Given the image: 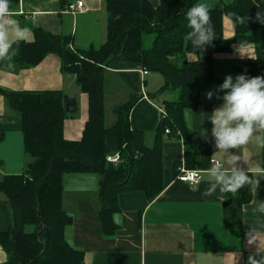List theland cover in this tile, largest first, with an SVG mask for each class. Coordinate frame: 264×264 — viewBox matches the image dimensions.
<instances>
[{
    "label": "trees",
    "instance_id": "trees-1",
    "mask_svg": "<svg viewBox=\"0 0 264 264\" xmlns=\"http://www.w3.org/2000/svg\"><path fill=\"white\" fill-rule=\"evenodd\" d=\"M17 1L11 0V10ZM196 1L160 0L153 5L149 0H105L106 38L96 48L75 49L68 36L41 28H34L32 41L12 42L8 58L0 60V66L16 71L39 63L48 53L58 54L61 70L73 74L79 89L88 95V118L82 136L67 139L63 122L77 109L76 104L67 106L72 97L62 89L14 91L0 87L9 106L19 114L24 152L32 157L23 171L0 178V191L12 212L10 227L0 231V245L7 255L3 264H85V252L65 237V229L73 221L72 213L63 207L65 176L94 172L101 177L98 221L103 234L113 235L119 228L116 215L121 192L142 191L152 200L163 190L165 135L176 136L185 144L183 158L174 162L175 178L182 159L193 169L196 156L187 112L197 110L202 94L223 82L216 73L214 57L230 53L233 44L252 45L254 56L234 69L264 76V23L257 17L264 11V0H230L212 7L216 38L206 50L197 51L189 40L191 29L185 15ZM233 14L248 20L238 23ZM224 15L233 24L229 38L223 34ZM117 55L160 73L163 83L159 92L175 94L162 102L167 113L164 117L159 114L152 145L129 123L136 94L113 108L114 120L107 124L104 71ZM115 152L120 154L117 164L107 160ZM251 195V184H246L234 194L223 193L222 203L248 202Z\"/></svg>",
    "mask_w": 264,
    "mask_h": 264
},
{
    "label": "crops",
    "instance_id": "crops-1",
    "mask_svg": "<svg viewBox=\"0 0 264 264\" xmlns=\"http://www.w3.org/2000/svg\"><path fill=\"white\" fill-rule=\"evenodd\" d=\"M76 0H18L14 19L24 28L20 40L32 41L34 28L70 38L75 49L99 47L106 38L107 8L105 0H82L84 12H66L67 5ZM158 5L160 0H149ZM230 0H211L213 7ZM200 0L196 1L199 3ZM225 38L233 35V24L223 16ZM11 41L16 40L10 36ZM254 56L252 45L233 44L230 53L214 57L217 75L240 74L235 67ZM139 63L117 55L104 71L105 117L112 123L115 106L124 103L131 94L138 96L129 112V123L143 132L144 141L153 144L159 123L157 105L175 97L167 91L165 98L157 97L151 82L155 75H146ZM0 87L6 90L39 91L62 89L68 97H75L76 113L63 122V133L70 140L82 136L88 118V95L79 89L73 74L61 70V59L48 53L37 64L12 71L0 66ZM203 93L197 110L187 112L192 133V146L196 163L193 169L201 170V182L191 185L178 181L173 175L174 162L183 158L185 144L176 136L162 138L165 186L154 199H146L142 191L127 190L119 195L120 212L116 215L119 228L113 235H105L98 221L97 191L101 177L96 173H72L64 178L63 207L72 213L73 221L65 229L71 245L85 252V264H245L255 245L248 242V234L255 230L264 242V213L256 205L264 202V179L259 185L251 184V199L244 203H222V194L208 196L211 158L223 161L211 134L212 123L204 120L214 108L223 103L214 94ZM222 92L220 95L222 96ZM108 113L112 119L108 122ZM204 120V121H203ZM203 121V122H202ZM202 122V124H201ZM207 130L206 135L201 132ZM259 137V139H257ZM264 132L240 149H231L254 165L264 162ZM32 157L24 152L22 124L19 114L9 106L0 92V178L4 174L24 170ZM242 167L249 165L243 160ZM250 175H252L250 173ZM12 212L0 191V231L10 227ZM6 252L0 245V264L6 261Z\"/></svg>",
    "mask_w": 264,
    "mask_h": 264
},
{
    "label": "clouds",
    "instance_id": "clouds-1",
    "mask_svg": "<svg viewBox=\"0 0 264 264\" xmlns=\"http://www.w3.org/2000/svg\"><path fill=\"white\" fill-rule=\"evenodd\" d=\"M10 4L11 0H0V60L9 56L12 48L10 36L19 40L23 38L25 31L14 19L9 18L14 15ZM213 6L211 0H200L199 3L191 4L185 12L191 29L188 37L196 51L206 50L216 38L211 22ZM233 15L238 23L248 20V17ZM257 17L264 23V11L258 12ZM214 94L217 99H222L223 103L214 108L204 120L211 121L212 137L218 151L224 153V159L220 163H214L209 170L212 179L208 181L205 194L208 196L217 193L234 194L246 184H255L257 187L260 180L264 179V162L252 165L250 158L246 159L238 152L230 150L240 149L257 133L264 131V76L240 73L234 78L232 74H228L215 89L208 91L207 96L211 98ZM201 133L206 135L207 130L204 129ZM261 147H264V142H261ZM241 160L249 166L242 167L239 163ZM255 210L264 213V202L260 201ZM248 242L250 245H255V248L250 252L245 264H264V242L260 234L251 230L248 234Z\"/></svg>",
    "mask_w": 264,
    "mask_h": 264
},
{
    "label": "built area",
    "instance_id": "built-area-1",
    "mask_svg": "<svg viewBox=\"0 0 264 264\" xmlns=\"http://www.w3.org/2000/svg\"><path fill=\"white\" fill-rule=\"evenodd\" d=\"M66 12H72L75 13V11L84 12L87 10V7L85 6L84 2L82 0H76L75 2H72L67 5ZM140 72L144 75L148 73V71L143 68L140 70ZM157 110L159 114H161L162 117H164L167 113L165 104L161 103L160 105H157ZM166 132H168V128L165 129ZM210 162V168L213 167L214 163H220L221 161L211 158L209 160ZM178 174L176 175V179L182 182H187L189 184H198L201 182V170L198 169H191L187 168L184 164V159L181 160L180 164L177 166Z\"/></svg>",
    "mask_w": 264,
    "mask_h": 264
},
{
    "label": "rangeland",
    "instance_id": "rangeland-1",
    "mask_svg": "<svg viewBox=\"0 0 264 264\" xmlns=\"http://www.w3.org/2000/svg\"><path fill=\"white\" fill-rule=\"evenodd\" d=\"M151 72H153L155 75H152V78H154V79L151 82H149V83H152V85L155 87L154 91L157 90V92H159V89H160V87H161V85L163 83V77L158 72H155V71H151ZM225 77L226 76H223V78H225ZM233 77L235 78V76H233ZM167 96H168L167 91L159 92V94H157V97H159V98H165ZM107 119H108V122L112 119L111 113L110 114L108 113ZM30 229L31 228L28 226L27 230H30Z\"/></svg>",
    "mask_w": 264,
    "mask_h": 264
},
{
    "label": "bare ground",
    "instance_id": "bare-ground-1",
    "mask_svg": "<svg viewBox=\"0 0 264 264\" xmlns=\"http://www.w3.org/2000/svg\"><path fill=\"white\" fill-rule=\"evenodd\" d=\"M120 154L118 152H115L114 154H110L107 156V160L110 162H113L114 164H117L119 161Z\"/></svg>",
    "mask_w": 264,
    "mask_h": 264
},
{
    "label": "water",
    "instance_id": "water-1",
    "mask_svg": "<svg viewBox=\"0 0 264 264\" xmlns=\"http://www.w3.org/2000/svg\"><path fill=\"white\" fill-rule=\"evenodd\" d=\"M75 97H76V95H74V97L72 98L71 101H68V102H67V106H69L70 103H71V104H75Z\"/></svg>",
    "mask_w": 264,
    "mask_h": 264
}]
</instances>
